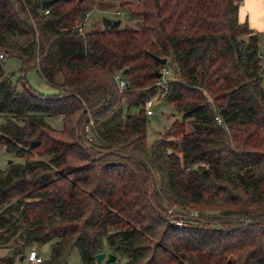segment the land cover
Segmentation results:
<instances>
[{
    "label": "trees",
    "instance_id": "16d2710c",
    "mask_svg": "<svg viewBox=\"0 0 264 264\" xmlns=\"http://www.w3.org/2000/svg\"><path fill=\"white\" fill-rule=\"evenodd\" d=\"M43 1L0 0V146L24 158L0 167V264L48 242L43 264L72 248L82 264L103 251L124 264H264V62L241 0H117L134 26L89 31L77 24L96 0ZM30 69L56 92L32 87ZM157 95L181 118L149 146L144 105ZM170 205L200 216L179 227Z\"/></svg>",
    "mask_w": 264,
    "mask_h": 264
},
{
    "label": "rangeland",
    "instance_id": "374dc122",
    "mask_svg": "<svg viewBox=\"0 0 264 264\" xmlns=\"http://www.w3.org/2000/svg\"><path fill=\"white\" fill-rule=\"evenodd\" d=\"M97 5L92 10L90 17L86 21L85 30L89 31L90 29H97L103 27L104 19H121L123 26H134L133 20H130L128 17L127 11L122 8L117 0H105L103 3H99L98 0ZM99 3V4H98ZM251 5L250 9L252 14H254L257 9V3L254 0H246L245 4ZM264 24L263 18L262 21L257 22V25L260 26L259 30H256L259 35V49L262 55H264V28L262 27ZM4 71L6 74L12 76L13 82H17L21 76L20 68L21 61L19 58L15 56H9L3 62ZM173 76V72L170 70V73L167 77ZM26 79L28 83L34 87L36 90H39L43 93H54L56 89L50 86L35 69H30L26 72ZM263 86H264V71H263ZM152 105V115H147L148 123H147V143L149 146L162 135L167 128L170 127L172 122L175 119H180L181 115L177 111L174 104L169 103L162 99L161 96H155ZM138 109L133 107L131 112H135ZM4 116L0 114V124L3 122ZM47 122H49L55 128H61L63 125L61 116H51L46 118ZM47 156H44L46 158ZM12 159L14 162H23L24 158L17 157L12 153L6 152L3 146H0V167L6 168L9 164V160ZM38 247L40 254L48 259L51 254V243H45L44 245H34ZM32 246H27L24 252ZM9 247L0 242V258L9 255ZM123 259H119L118 263H123ZM61 264H82L80 254L77 248H72L68 256L62 261ZM97 264H109L106 259H103Z\"/></svg>",
    "mask_w": 264,
    "mask_h": 264
},
{
    "label": "built area",
    "instance_id": "2783aa9c",
    "mask_svg": "<svg viewBox=\"0 0 264 264\" xmlns=\"http://www.w3.org/2000/svg\"><path fill=\"white\" fill-rule=\"evenodd\" d=\"M45 13H48L49 10L45 9ZM92 10L86 11L82 22L78 23L77 26L80 28H85L86 21L91 15ZM263 21H264V10H263ZM6 56L3 52H0V59H5ZM262 60L264 62V55L262 56ZM170 73V70L167 67L162 68V81L165 82L167 75ZM114 79L117 83V87L120 92H122L126 86H127V80L123 76V74L120 71H117L114 73ZM161 83V82H160ZM154 99H149L146 101L144 108L147 115H152V105H153ZM217 120L220 122V119L217 118ZM85 130L89 133L90 138H93L94 132H93V121L90 120L88 124L85 126ZM167 213H169L172 216V222L179 226H185L191 223V220L194 218H198L200 216L199 211L193 210V209H185L178 205H170L167 207ZM45 261V258L40 254L38 247L32 246L28 248L23 254H21L15 264H43ZM110 264H120L118 263V258L111 262ZM124 264V263H121Z\"/></svg>",
    "mask_w": 264,
    "mask_h": 264
},
{
    "label": "crops",
    "instance_id": "0c3cea01",
    "mask_svg": "<svg viewBox=\"0 0 264 264\" xmlns=\"http://www.w3.org/2000/svg\"><path fill=\"white\" fill-rule=\"evenodd\" d=\"M254 1L257 3V9H255L256 12L254 14H252L250 9L251 5L245 4L246 0H241L239 12L242 20L247 19L254 30H259L260 26L257 25V22L262 21L263 18L264 0ZM262 27L264 28V24Z\"/></svg>",
    "mask_w": 264,
    "mask_h": 264
},
{
    "label": "water",
    "instance_id": "95a60500",
    "mask_svg": "<svg viewBox=\"0 0 264 264\" xmlns=\"http://www.w3.org/2000/svg\"><path fill=\"white\" fill-rule=\"evenodd\" d=\"M52 2H53V0H44V1H43V6H44V7H48ZM114 23H115L116 25H120V23H121V19H116V20H114ZM157 59H158V61H159L160 63H162V64H165L166 61H167L166 58H162V59L157 58ZM124 72H126V69L124 70ZM157 75H158V77H161V76H162V73L159 72ZM12 162H13V160L10 159L8 163L10 164V163H12ZM103 259H106L107 263L110 264L111 262H114V261L117 259V255H116L115 253H113V252H105V251H103V252H99V253L96 255V260H97V262H100V261H102Z\"/></svg>",
    "mask_w": 264,
    "mask_h": 264
}]
</instances>
